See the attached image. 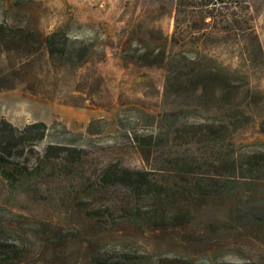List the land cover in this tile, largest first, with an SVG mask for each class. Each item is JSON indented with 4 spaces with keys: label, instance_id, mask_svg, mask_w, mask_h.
<instances>
[{
    "label": "rangeland",
    "instance_id": "rangeland-1",
    "mask_svg": "<svg viewBox=\"0 0 264 264\" xmlns=\"http://www.w3.org/2000/svg\"><path fill=\"white\" fill-rule=\"evenodd\" d=\"M248 2L262 56L255 45L237 43L224 32L195 45L175 44L177 0H0V23L13 28L7 33L16 40L13 50L0 55V119L19 127L35 121L51 125L38 151L51 141H70L63 125L86 134L79 143L95 151L118 137L120 115L128 128L139 119V127L145 129L147 114L159 115L188 103L168 85L172 65L236 64L246 48L255 53L246 64L252 85L264 89V0ZM54 30L66 34L68 51L45 59V40ZM20 61L28 76L22 75ZM216 106L203 108L193 119H217L222 112ZM250 114V123L234 136L242 150L264 142V105H252ZM125 160L140 164L138 154L130 150ZM13 161L8 158L3 164L9 176L0 166V207L20 215L26 232L46 221L74 234L77 241L54 251L35 234L18 261L7 264H264V227L212 231L210 223L221 213L222 201L197 211L190 228L179 233L140 230L126 223L104 226L87 208L95 200L77 194L72 180L50 171L48 176L23 172ZM258 193L263 195L264 188ZM81 236L88 242L78 240ZM94 249L99 251L97 258Z\"/></svg>",
    "mask_w": 264,
    "mask_h": 264
},
{
    "label": "trees",
    "instance_id": "trees-1",
    "mask_svg": "<svg viewBox=\"0 0 264 264\" xmlns=\"http://www.w3.org/2000/svg\"><path fill=\"white\" fill-rule=\"evenodd\" d=\"M249 9L248 0H177L172 41L195 45L214 33L224 32L237 43L255 45L262 56ZM7 31L14 30L0 23V43L5 44L0 55L16 46ZM68 41L62 30L51 32L45 40V59L65 54ZM247 49L240 51V63L230 65L212 66L183 56L192 65H172L168 85L174 94L187 97L188 103L159 115L147 114L148 121L142 123L147 129L139 127V119L128 128L120 115L118 137L97 146L95 151L79 143L86 134L74 133L65 125L63 134L71 136L68 143L63 139L51 141L42 152L38 151L36 146L48 138L51 125L35 121L19 127L0 119L2 173L9 176L3 164L13 158L14 167L23 172L48 176L50 171L58 178L72 180L77 194L95 200L87 208H91L90 216L104 226L126 223L140 230L179 233L190 228L197 211L213 201H222L221 213L210 223L212 231L264 227V194L258 193L264 188V142L257 143L254 149L242 150L234 137L252 120L251 106L264 105V89L254 88L246 67L255 53ZM207 58L212 60L210 55ZM24 66L20 61L22 75L28 76ZM213 105L222 112L220 117L210 121L193 119L203 108ZM128 150L138 154L139 165L127 163ZM19 217L0 207V264L18 261L35 234L41 235V241L54 251L77 241L74 234L64 233L46 221L26 232L22 230L25 222ZM78 240L88 242L87 237ZM93 252L97 258L99 251ZM135 258L128 256L129 260Z\"/></svg>",
    "mask_w": 264,
    "mask_h": 264
}]
</instances>
